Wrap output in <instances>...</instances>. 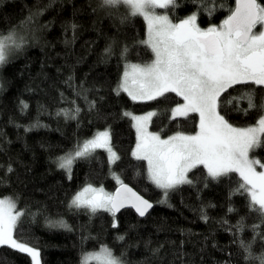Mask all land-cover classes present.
Listing matches in <instances>:
<instances>
[{"label": "trees", "instance_id": "trees-1", "mask_svg": "<svg viewBox=\"0 0 264 264\" xmlns=\"http://www.w3.org/2000/svg\"><path fill=\"white\" fill-rule=\"evenodd\" d=\"M234 2L216 0L219 10L212 16L208 9L213 5L208 3L198 15V25L205 29L218 26ZM259 2L264 4V0ZM198 7L201 5L184 3L174 11L160 12L176 22ZM41 9L43 13L25 26L28 17ZM125 15V7L103 8L100 0H0V32L16 29L26 40L24 47L0 67V198H18V210L27 212L14 236L40 251L41 264H81L85 253L95 252L102 245L116 256L123 253L124 264H246L233 242L232 226L245 217L249 228L242 236L249 241L253 235L250 227L259 220L248 213L243 196L229 199L238 186L237 174L220 183L209 181L205 187L206 172L201 167L189 174L195 186H180L169 193L166 204H161L162 191L147 179L146 162L131 155L136 134L124 112L156 111L158 115L149 127L161 137L196 132L198 116L193 113L186 121L171 120L170 109L182 101L174 93L167 94L164 101L135 102L126 93L116 94L114 89L125 64L121 49L130 48L129 63L153 58L151 51L138 43L146 38L145 21L135 17L122 22ZM109 45L113 55L106 57ZM69 77L74 87L66 83ZM229 93L240 94L232 89ZM255 99L264 103V90L257 88ZM21 101L28 105L25 111L21 110ZM88 102H95V109L90 110ZM77 106L80 113L75 120L57 115L61 109ZM238 106L246 108L247 103ZM221 114L236 127L255 124L258 115L245 116L231 110V105ZM37 121L44 126L25 131ZM104 129L110 130L112 147L120 160L109 165L107 152L98 149L93 158L78 160L69 178L57 166V158L77 141ZM250 155L264 162V147ZM9 165L14 171L7 174ZM115 176L153 203L145 217L124 209L115 216L118 226L113 228V216L108 212L92 214L69 207L72 197L86 185L112 193L119 185ZM230 206L238 212L229 213ZM202 208L207 222L201 219ZM59 220L68 228L49 225V221ZM119 236L125 239L118 240ZM253 251L256 255L264 252V241L257 240ZM0 264H31V259L0 246Z\"/></svg>", "mask_w": 264, "mask_h": 264}, {"label": "snow or ice", "instance_id": "snow-or-ice-1", "mask_svg": "<svg viewBox=\"0 0 264 264\" xmlns=\"http://www.w3.org/2000/svg\"><path fill=\"white\" fill-rule=\"evenodd\" d=\"M184 3L201 7L178 23H174L167 13L157 12V9L174 11ZM208 3L213 5L208 9V15L212 16L219 10L216 0H100L103 8L125 7L127 15L122 22L143 18L147 25L146 38L138 43L149 49L153 57L148 63H129L127 55L130 48L125 46L121 49L124 71L114 91L117 95L126 93L134 102L164 101L168 99L167 94L174 93L183 102L170 109L171 120L186 121L193 113L199 116L195 134L176 132L162 139L159 133L149 131L152 118L158 115L156 111L144 115L124 112L123 116L131 119L136 131V145L131 155L137 161L146 162L147 179L162 191L163 199L158 201L161 204H166L169 193L180 186H195L196 181L189 174L201 167L206 172L203 177L205 187L209 181L220 183L225 179L231 180L233 173L237 174L238 186L232 190L229 199L233 195L243 196L248 213L255 214L259 223L251 225L252 239L246 241L242 234L249 226L245 217H241L232 226L233 242L246 264H264V252L256 255L253 251L257 240L264 241V232L261 231L264 228V171L257 170V167L264 169V162L250 155L255 149L264 147V103H257L255 99L257 88L264 90V4L259 0H235L234 8L228 9L229 14L218 26L210 25L205 29L197 21ZM43 11L31 14L24 25L31 23ZM72 28L75 29L76 25L73 24ZM25 43L24 36L16 29L0 32V67L8 63L9 56L21 50ZM104 54L106 57L113 55L111 45ZM71 80L69 77L66 83L74 87ZM238 85L247 87L237 89ZM229 89L240 94L232 96ZM84 99L87 100L86 95ZM241 102H246L247 107H239ZM88 104L90 110L95 109V102ZM21 105L22 111L28 108L23 101ZM229 105L231 110L245 116L257 113L255 124L233 126L221 114ZM79 113L77 106L71 110L61 109L57 115L75 120ZM43 126L37 121L25 131ZM98 149L107 152L109 165L120 160L112 147L111 132L106 129L92 138L77 141L72 149L57 158V166L70 178L73 165L78 160L93 158ZM13 171L11 165L6 169L7 174ZM115 179L119 184L115 193L88 185L73 196L69 207L85 209L92 214L108 212L113 216V228L118 226L115 216L122 208L131 207L140 217L147 215L154 205L123 183L119 176ZM17 200L0 198V246L26 254L31 264H41L40 251L14 236L21 218L27 214L18 210ZM200 211L201 219L207 222L206 212L203 208ZM228 212L237 213L238 209L230 206ZM49 225L68 228L63 220L49 221ZM124 239V236L118 237V240ZM154 251L159 252V249ZM122 256L123 253L116 256L111 248L102 245L99 251L85 253L81 264H124Z\"/></svg>", "mask_w": 264, "mask_h": 264}, {"label": "rangeland", "instance_id": "rangeland-1", "mask_svg": "<svg viewBox=\"0 0 264 264\" xmlns=\"http://www.w3.org/2000/svg\"><path fill=\"white\" fill-rule=\"evenodd\" d=\"M160 10H161V9H157V12L160 13V14H163V13L160 12ZM142 19H143V18H142ZM179 21H180V20H179ZM179 21H178V22H179ZM145 23H146V22H145ZM174 23H175V22H174ZM146 28H147V25H146ZM258 29H259V27H258ZM146 31H147V30H146ZM150 61H151V60H150ZM150 61H148V62H150ZM148 62H145V63H148ZM130 63H132V62H130ZM138 64H144V63H138ZM123 71H124V66H123V70H122V72H121V76H122ZM121 76H120V79H121ZM182 102H183V101H181L180 103H182ZM175 106H176V105H175ZM175 106H174V107H175ZM148 112H150V110H149V111L142 112V113H139V114H135V113H132V114H133V115H144V114H146V113H148ZM197 116H198V115H197ZM131 122H132V121H131ZM198 122H199V116H198ZM253 125H254V124H253ZM246 127H247V126H246ZM104 130H106V129H104ZM104 130H100V132H102V131H104ZM134 130H135V129H134ZM197 130H198V128H197ZM197 130H196V131H197ZM149 131H150V132H154V131H151V130H150V127H149ZM97 133H98V132H97ZM155 133H156V132H155ZM135 134H136V131H135ZM192 134H195V132L192 133ZM172 135H174V134H172ZM93 136H94V135H93ZM93 136H92V137H93ZM169 136H171V135H169ZM92 137H91V138H92ZM167 137H168V136H166V137H161V138H162V139H166ZM135 145H136V143H135ZM135 145H134V148H135ZM134 148H133V149H134ZM132 151H133V150H132ZM257 170H258V171H264V169H260V168H257ZM86 186H88V185H86ZM86 186H84V187H86ZM84 187H83V188H84ZM83 188H82V189H83ZM94 188H97V187H94ZM82 189H81V190H82ZM98 189H99V188H98ZM81 190H79V191H81ZM103 190H104V189H103ZM79 191H78V192H79ZM104 191H105V190H104ZM78 192H77V193H78ZM105 192H107V191H105ZM107 193H109V192H107ZM75 195H76V194H75ZM75 195H74V196H75ZM72 198H73V197H72ZM71 200H72V199H71ZM97 251H99V249H98ZM95 252H96V251H95ZM89 253H90V252H89Z\"/></svg>", "mask_w": 264, "mask_h": 264}, {"label": "water", "instance_id": "water-1", "mask_svg": "<svg viewBox=\"0 0 264 264\" xmlns=\"http://www.w3.org/2000/svg\"><path fill=\"white\" fill-rule=\"evenodd\" d=\"M234 6H235V4H234ZM127 185H128V184H127ZM128 186H129L130 188H132L130 185H128ZM118 187H119V186H118ZM118 187H117V188H118ZM117 188H116V189H117ZM116 189L114 190L113 193H115ZM132 190L135 191L138 195H140L135 189L132 188ZM140 196H142V195H140ZM142 197H143V196H142ZM143 198L146 199L145 197H143ZM146 200H148V199H146ZM148 201H149V200H148ZM149 202H150V201H149ZM123 209H131V210H132L137 216H139V215L135 212V209H133V208H131V207L122 208L121 210H123ZM121 210H120V211H121ZM150 210H151V209H150ZM150 210H149V211H150ZM120 211H119V212H120ZM119 212H117L116 214H118ZM145 216H146V215H145ZM145 216H144V217H145ZM139 218H143V217H140V216H139Z\"/></svg>", "mask_w": 264, "mask_h": 264}, {"label": "bare ground", "instance_id": "bare-ground-1", "mask_svg": "<svg viewBox=\"0 0 264 264\" xmlns=\"http://www.w3.org/2000/svg\"><path fill=\"white\" fill-rule=\"evenodd\" d=\"M133 189H134V188H133ZM150 202H151V201H150ZM151 203H152V202H151ZM152 204H153V203H152ZM123 210H124V209H123ZM129 210H131V209H129ZM121 211H122V210H121ZM121 211H120V212H121ZM134 214H135V213H134ZM116 215H117V214H116ZM135 215H136V214H135ZM136 216H137V215H136ZM137 217H139V216H137Z\"/></svg>", "mask_w": 264, "mask_h": 264}]
</instances>
